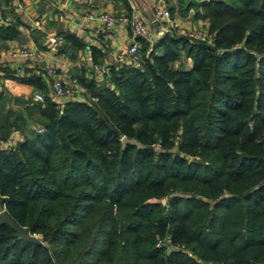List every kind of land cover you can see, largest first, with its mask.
<instances>
[{
	"label": "trees",
	"instance_id": "1",
	"mask_svg": "<svg viewBox=\"0 0 264 264\" xmlns=\"http://www.w3.org/2000/svg\"><path fill=\"white\" fill-rule=\"evenodd\" d=\"M10 2L0 41L20 35ZM176 3L210 42L140 39L141 64L112 67L109 86L78 77L81 101L3 70L0 139L21 137L0 149V211L40 244L0 223V264H264V0ZM62 38L65 55L83 47ZM87 48L99 64L105 47ZM31 89L41 102L5 107Z\"/></svg>",
	"mask_w": 264,
	"mask_h": 264
},
{
	"label": "crops",
	"instance_id": "2",
	"mask_svg": "<svg viewBox=\"0 0 264 264\" xmlns=\"http://www.w3.org/2000/svg\"><path fill=\"white\" fill-rule=\"evenodd\" d=\"M125 1L128 9L122 6L119 1L113 3L110 0H11L10 6H1L4 10L11 9L21 24L19 26L20 35L17 38L0 41V91L3 90L4 85L3 70H10L14 75L20 77L38 75L33 64L20 60L11 61L7 58L10 51L19 48L38 49L44 52V56L50 64H62L64 72L60 77L67 86L82 89L83 87L78 83L80 76L100 82L99 77L91 70L94 64L91 62L87 47H99L101 46L99 41L103 40L106 47L99 65L115 68L117 65L115 55L128 45L131 35L128 27L123 24H115L110 30L104 28L105 34L101 33L99 28L103 25L98 24L93 19H87L86 13L95 15L106 12L114 15H128L133 9L153 31V38L160 36L157 35L159 31L165 33L170 27L175 28L178 32L180 25H187L190 28L199 25L206 29L205 20L193 18L195 13L193 9H189L190 11L188 10L186 16H181L175 12L169 21H163L164 24L158 25V23L150 24L151 2L149 0ZM172 2L174 3V1ZM188 2L189 0H186L184 3ZM18 3L21 5L20 9L17 8ZM173 7L176 10V7ZM5 16L9 18V21L12 20L9 14ZM186 19H189L187 24L183 23ZM34 22H37L38 25L35 26ZM110 32L113 37L109 36ZM65 33L73 34L83 44L82 48L75 50L68 48V46V49H64L72 57L59 50L64 43L62 35ZM187 66L188 62H186ZM37 92L40 91L31 89L20 92L17 96L4 92L6 95L5 107L17 108L19 101H29V99L32 101V96ZM14 97L19 101H15ZM12 136L18 140L21 134L14 131Z\"/></svg>",
	"mask_w": 264,
	"mask_h": 264
},
{
	"label": "built area",
	"instance_id": "3",
	"mask_svg": "<svg viewBox=\"0 0 264 264\" xmlns=\"http://www.w3.org/2000/svg\"><path fill=\"white\" fill-rule=\"evenodd\" d=\"M151 2V20L152 23H159V21H169V12L163 6L161 0H149ZM17 8L20 9V3L17 4ZM85 17L87 19H93L98 24L103 25L99 28L101 33L105 34V29H112L115 24L126 25L129 29L131 40L127 46L120 50L115 55L116 67L119 66H129L137 68L141 62V56L138 52V40L142 39L145 41H151L153 38L152 33H150V28L147 26L146 22L138 15V13L131 9L128 15H114L111 13L100 12L95 15L86 13ZM9 22V18L0 16V26L5 25ZM34 25L37 26L38 23L34 22ZM167 32V31H165ZM164 33V32H163ZM161 31L157 35L163 34ZM108 34V33H107ZM181 35L186 37L189 40H203L210 39L206 34V29L197 31L195 34H189L181 32ZM108 36V35H107ZM113 37V34L110 35ZM100 45L106 47V43L103 40L99 41ZM7 58L11 61H26L36 68L38 75L45 87V95L52 101H55L58 104H62L68 100H77L81 101L87 97L85 90L82 88H73L65 85L61 81V74L64 72V67L62 64L52 65L50 64L45 56L44 52L38 49H28V48H19L12 50L7 54ZM111 66L108 65H99L94 64L91 68L92 72L99 77V81L103 82L109 86V78ZM115 69V68H114ZM43 100V94L37 92L32 96L33 102H41ZM37 132L41 131V128L36 129ZM14 130H11L10 134L6 139H0V149H10L13 150L16 144V139L12 136ZM167 244V242H165Z\"/></svg>",
	"mask_w": 264,
	"mask_h": 264
},
{
	"label": "water",
	"instance_id": "4",
	"mask_svg": "<svg viewBox=\"0 0 264 264\" xmlns=\"http://www.w3.org/2000/svg\"><path fill=\"white\" fill-rule=\"evenodd\" d=\"M126 144L128 145H133L136 148H141L142 146L133 138H126V137H121L120 138V147L123 148ZM161 203H164V200H160ZM0 223L6 224L10 229L14 230L17 236L21 239L39 243L40 241L34 236L30 235L25 227H20L16 225L7 215L6 213L1 210L0 211ZM166 243L163 244L164 247H166Z\"/></svg>",
	"mask_w": 264,
	"mask_h": 264
},
{
	"label": "rangeland",
	"instance_id": "5",
	"mask_svg": "<svg viewBox=\"0 0 264 264\" xmlns=\"http://www.w3.org/2000/svg\"><path fill=\"white\" fill-rule=\"evenodd\" d=\"M172 1H174V3L172 2ZM184 2L186 1V0H183ZM163 4V6L166 8V7H168V6H175L176 7V5H177V3H176V1L175 0H167V2L166 3H162ZM167 9V8H166ZM190 11V10H189ZM192 11V10H191ZM194 11V10H193ZM177 13L178 14V11H176L175 10V8L173 9V13ZM173 13H172V15H173ZM190 13V12H189ZM189 21V19L187 20H184V22L183 23H185V24H187V22ZM159 24H164L163 23V21H159V23H158V25ZM157 25V24H156ZM180 28H179V31L177 32L178 34H180L181 35V32H185V33H189V34H195V33H197V31H199V30H202V29H204L202 26H196V27H193V28H190V27H188L187 25H180L179 26ZM165 28H167V27H165ZM172 27H170V28H168L169 30L171 29ZM166 31H168V30H166ZM150 33H152V35H153V31H151L150 30ZM140 46V45H139ZM139 46H138V49H139ZM188 67V66H187ZM35 237L37 238V239H39V236H36L35 235Z\"/></svg>",
	"mask_w": 264,
	"mask_h": 264
}]
</instances>
